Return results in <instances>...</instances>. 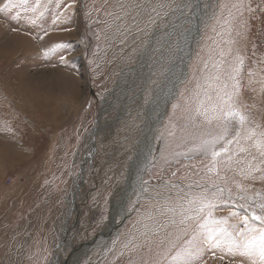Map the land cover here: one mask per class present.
Wrapping results in <instances>:
<instances>
[{
    "label": "rangeland",
    "instance_id": "1",
    "mask_svg": "<svg viewBox=\"0 0 264 264\" xmlns=\"http://www.w3.org/2000/svg\"><path fill=\"white\" fill-rule=\"evenodd\" d=\"M216 65L228 90L236 85L233 103L246 120L229 119L216 145L227 151L209 171L211 156L195 149L223 134L225 122L196 109L218 102ZM232 67L240 68L235 80L227 79ZM178 73L141 192L130 193L78 264H177L194 234L192 264H264L258 243L233 242L242 240L245 215L261 227L246 209L261 214L264 158L243 137L264 133V0H0V98L10 109L0 101V264H61L104 230L144 113ZM9 81L25 82L29 109L10 102ZM250 165L261 170L246 178L240 170ZM201 195L231 237L205 240L194 221L180 223L186 197Z\"/></svg>",
    "mask_w": 264,
    "mask_h": 264
},
{
    "label": "snow or ice",
    "instance_id": "2",
    "mask_svg": "<svg viewBox=\"0 0 264 264\" xmlns=\"http://www.w3.org/2000/svg\"><path fill=\"white\" fill-rule=\"evenodd\" d=\"M222 63V62H221ZM242 63V61H241ZM217 73L212 77V79L216 81H220V85L217 88V103H212L210 107H204L203 102H201L200 106L196 109L197 115H204L209 122L211 120L208 117V113H213V117L216 120L223 119L225 122L224 133L212 137L210 139H204L201 143L196 147L195 151L199 152L202 155H210L212 159V167L209 168V171H212L219 163L218 157L221 156L222 152H226L227 149L225 147L217 150L216 145L221 141L226 140V136L228 133L227 123L229 119L234 121H238L241 125L245 122L246 117L239 112L233 103V96L235 94L236 85H233V91L228 90V84L226 82L221 81V75L219 71V65H216ZM240 71L239 67H232L231 71L227 74V79L235 80V73ZM211 100V97H208ZM201 108L203 111L201 112ZM237 144L240 142V133H236V137L233 138ZM245 141L250 142V147L254 148L259 156L264 158V133H261L257 136L255 130H249L247 134L243 137ZM227 144L233 143V140H227ZM247 149L244 147L239 148L240 153L246 152ZM255 159V157H253ZM228 161H231V156L228 157ZM239 163H243L242 161H238ZM264 162V161H262ZM259 166L252 167L251 165L247 170L241 168V174L250 176L252 173L256 171H260ZM222 191V190H221ZM261 194L256 193V196L259 197ZM243 199L244 197H240ZM186 201L188 204L187 208L181 206L180 215L182 217L180 223L184 224L186 221H194L195 222V230L196 233L203 234L204 239H210L213 234L219 233L222 235H227L229 237L232 236V233L228 231V228L225 226L227 221L225 218H215L212 215V209L216 207V204L213 200L208 199L207 197L201 196H191L186 197ZM256 207L261 209V214H257L256 211L252 208L246 209L247 212L250 213L251 220L259 221L261 227L256 228L249 224V216L245 215L243 217V222L246 226V231H241L236 233L238 237H241L242 240L233 242L240 245L244 249H250L253 246L257 245L261 249V254L264 255V202H259L256 204ZM207 210V211H206ZM198 239V235L194 234L191 239L186 241L187 246L178 250L173 257V260L177 262V264H192L191 258L199 252V248L195 247V241ZM195 249V250H194Z\"/></svg>",
    "mask_w": 264,
    "mask_h": 264
},
{
    "label": "bare ground",
    "instance_id": "3",
    "mask_svg": "<svg viewBox=\"0 0 264 264\" xmlns=\"http://www.w3.org/2000/svg\"><path fill=\"white\" fill-rule=\"evenodd\" d=\"M193 28H194V26H193ZM216 36H217V34H216ZM214 50H216V48H213V51ZM181 58L177 61L179 62V65L182 66L184 63H183ZM47 69H49V68H47ZM49 70H51V69H49ZM194 73H195V71H194ZM52 74H54V73H50V76L48 75L49 76L48 78L50 80L54 81V75H52ZM172 74H173V72L171 73V76H172ZM180 76H181V78H180ZM182 77L183 76L180 75V73H178L177 75L174 74L173 75L174 79L172 80V85L176 86L180 81L179 79H182ZM8 83H10V86H8V88L9 89L11 88V90H8V94L11 97L10 102H12L16 107L24 105L27 109H29L32 106V104L35 103L33 94H30L29 95L30 98L28 100H25L28 97L27 96L28 92L26 91L28 87L24 81L18 82V83L16 81H11V82L9 81ZM16 83H17V85H13ZM173 90L174 89H172L167 94V97L169 96L170 100L172 97L171 93H173ZM2 100H3V98L1 96L0 101H2ZM5 101H6V99H4L1 103L5 104L4 108L6 110H10ZM24 103H26V104H24ZM50 107L51 106L48 105L47 103L40 104V108H41L42 112H45L47 114H51ZM166 107L167 106L164 107V103H163V104H161L162 109L160 111L154 110L152 113H151V111H149V113L148 112L144 113L146 115V119H145L143 126L141 128L140 137L136 142L134 154L132 156V159H131V161L128 165L127 171H126L125 179L127 178V182L125 183V185H123L121 188H119L117 190V193H115V195L112 199L111 214H110L111 220L108 222L107 226L104 228V230H103L104 232L107 229H109V227H110L109 224L112 222L114 216H116L119 213V211L121 212V210L124 209L123 203L125 202L126 198H128L130 193H132V191H134V189L138 186V179H139L140 172H141L140 169L143 165L142 160L146 163L147 160L149 161V158L152 155V152L154 149V141H153L154 131H155V128H156L158 122L162 119V116L164 115V111H166L165 110ZM21 111L25 112L26 109L21 110ZM10 112H11V114L13 113L12 111H10ZM54 114H55V112H54ZM211 114H213V113H211ZM139 162H142L141 165L139 164ZM111 228H113V226ZM101 248H102V246H101ZM82 253H83V248L79 249L78 251H75L67 260L61 261V264H78L77 259L81 256Z\"/></svg>",
    "mask_w": 264,
    "mask_h": 264
},
{
    "label": "water",
    "instance_id": "4",
    "mask_svg": "<svg viewBox=\"0 0 264 264\" xmlns=\"http://www.w3.org/2000/svg\"><path fill=\"white\" fill-rule=\"evenodd\" d=\"M196 29H197V22H195L194 23V28H193V30H192V28H191V31H190V35H191V38L194 36V37H196L195 36V32H197L196 31ZM190 49H188V51H189ZM184 52H185V49H184ZM183 52V53H184ZM182 53V54H183ZM186 60H187V58L185 59V62H186ZM177 64V63H176ZM183 67L184 68H182V66H181V70H183V69H185V64L183 65ZM173 70V66H171L170 68H169V71H172ZM174 78H172V80H173ZM172 80L170 81V82H168L167 83V85L164 87V88H162V89H158L157 90V94L155 95L157 98H152L151 99V101L153 100V99H157L156 100V102L153 104V107H152V110H150L151 111V113L154 111V110H161L162 108H161V104H163L164 103V107L165 106H167V104L169 103V101H170V98H169V96L167 97V94L172 90V89H175V85H172ZM173 86V87H172ZM150 101V102H151ZM142 162H143V165H142V167H141V172H140V176H139V179H138V186L136 187L137 189H138V191L139 192H141V180H142V178H143V176H144V173H145V170H146V168H147V166H148V163H149V161L147 160V162L145 163L143 160H142ZM142 162H139V164L141 165V163ZM127 182V178L125 179V181H124V183H123V185H125V183ZM123 218V217H122ZM116 226V225H115ZM108 230H110V228L109 229H107L105 232L104 231H101V233L99 234V235H97V236H95L92 240H90V241H88L87 243H84V244H82V245H78V246H76L74 249H73V251L70 253V255H69V257L75 252V251H78L79 249H81V248H83V253L81 254V256H83L84 254H85V252L87 251V249L91 246V245H95L94 244V242L96 241V238L98 237L100 240L102 239V237H101V235H103V236H106V235H108ZM111 230H112V228H111ZM97 238V239H98ZM80 256V257H81ZM68 257V258H69ZM79 260V258L77 259V261Z\"/></svg>",
    "mask_w": 264,
    "mask_h": 264
},
{
    "label": "crops",
    "instance_id": "5",
    "mask_svg": "<svg viewBox=\"0 0 264 264\" xmlns=\"http://www.w3.org/2000/svg\"><path fill=\"white\" fill-rule=\"evenodd\" d=\"M75 6L78 4V0H74ZM75 28V25H74ZM55 35V34H54ZM59 45V44H58Z\"/></svg>",
    "mask_w": 264,
    "mask_h": 264
}]
</instances>
